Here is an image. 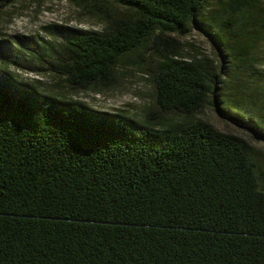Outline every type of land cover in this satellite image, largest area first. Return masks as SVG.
<instances>
[{"label":"trees","instance_id":"16d2710c","mask_svg":"<svg viewBox=\"0 0 264 264\" xmlns=\"http://www.w3.org/2000/svg\"><path fill=\"white\" fill-rule=\"evenodd\" d=\"M109 1L122 13L105 30L67 34L73 86L109 83L153 42L151 115L208 102L264 141V55L248 44L264 35V0H219L210 15V0ZM195 25L228 65L179 58L162 38ZM1 73L0 264H264V173L242 137L204 119L132 123Z\"/></svg>","mask_w":264,"mask_h":264},{"label":"rangeland","instance_id":"374dc122","mask_svg":"<svg viewBox=\"0 0 264 264\" xmlns=\"http://www.w3.org/2000/svg\"><path fill=\"white\" fill-rule=\"evenodd\" d=\"M0 4V73L12 79L14 86L21 90L34 89L38 95L59 102H77L96 112L119 115L132 123L156 122L159 127H170L204 119L217 130L246 140L264 173V141L255 139L256 135L236 125L229 117L221 116L208 102L192 116L167 113L154 117L150 114L154 88L152 70L161 60L153 42L123 55L107 84L73 86L68 81L63 73L67 34L72 29L102 32L109 18L122 13L116 4L109 0H0ZM219 4V0H210L205 8L207 15ZM258 37L260 39L248 42L253 57L264 55V35ZM162 38L174 42L179 58L197 59L213 66L228 65L222 62L220 50L210 36L196 25L187 35L169 33Z\"/></svg>","mask_w":264,"mask_h":264}]
</instances>
